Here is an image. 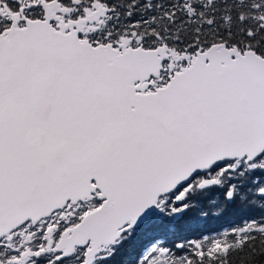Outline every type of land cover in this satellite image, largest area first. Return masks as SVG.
Returning <instances> with one entry per match:
<instances>
[{"label": "snow or ice", "instance_id": "snow-or-ice-1", "mask_svg": "<svg viewBox=\"0 0 264 264\" xmlns=\"http://www.w3.org/2000/svg\"><path fill=\"white\" fill-rule=\"evenodd\" d=\"M0 264H264V0H0Z\"/></svg>", "mask_w": 264, "mask_h": 264}, {"label": "trees", "instance_id": "trees-1", "mask_svg": "<svg viewBox=\"0 0 264 264\" xmlns=\"http://www.w3.org/2000/svg\"><path fill=\"white\" fill-rule=\"evenodd\" d=\"M233 224L231 219H210L207 221H201L198 225L194 226L191 233L188 235V239L199 238L200 234L212 235L217 232L228 228Z\"/></svg>", "mask_w": 264, "mask_h": 264}]
</instances>
